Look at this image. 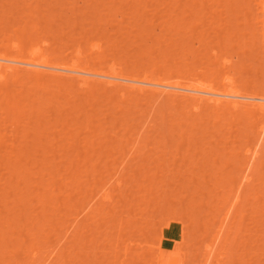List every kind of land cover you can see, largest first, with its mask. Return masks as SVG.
<instances>
[{
	"label": "rangeland",
	"instance_id": "374dc122",
	"mask_svg": "<svg viewBox=\"0 0 264 264\" xmlns=\"http://www.w3.org/2000/svg\"><path fill=\"white\" fill-rule=\"evenodd\" d=\"M262 20L264 0H0V51L259 89ZM26 82L0 69V264H264V120Z\"/></svg>",
	"mask_w": 264,
	"mask_h": 264
},
{
	"label": "bare ground",
	"instance_id": "6f19581e",
	"mask_svg": "<svg viewBox=\"0 0 264 264\" xmlns=\"http://www.w3.org/2000/svg\"><path fill=\"white\" fill-rule=\"evenodd\" d=\"M219 34H221V32ZM27 39L31 41L32 35H27ZM29 52H31L30 57L25 58L20 54H12L11 52L0 51V69L4 68V71H6L7 74L9 73L12 83L27 80V82L30 81L29 83H32L33 86H37V88L40 89L55 86L60 90H65V88L67 87H75L80 91L79 93L81 95L80 97L78 95L79 93L77 94L79 96V104L84 107H86V105L88 106L89 104L92 105L91 111H95V106L97 105V102L95 101L98 97L113 100L116 97H121L123 99V97H125L127 93L131 95H135L137 93L136 96H138L139 93V97H143V95L151 93V95L157 94L158 98L160 96H168L170 99V97L172 96L173 103L176 102L174 101L175 99L182 100L183 102L184 100L192 99L195 100L196 104L194 105L196 108H198L200 104L203 105L202 103H205L207 107L209 105L214 109L216 108L217 111L219 109H223V111H225L226 109L227 112H229L228 110H230L231 113L232 111H239L241 109V106H243L244 108H242L244 110L245 108L247 109V111L245 110L246 114L249 113V115L256 117L255 120L257 122H259L260 120H264V88L252 89L253 87H251L250 84H244L243 86H240L236 84L229 75L226 74V71L221 74H225V76H221L222 78H220L221 80L219 81V84L217 86L213 84L207 86H193L190 84H180L178 82H168L164 77H161V75L159 76V74H155L154 72L145 71L142 73L139 70L133 72H125V70L116 68L114 66H112L108 72H103L102 70L92 68L89 62H86L84 64L75 63L67 66L63 62L57 61L56 57L45 56L39 52L38 54L34 53L33 51ZM6 86L3 85L2 89L3 87L7 89ZM2 89H0V97L2 95L5 96L3 97V99L6 100L7 103H9V93H7L5 89ZM128 97H130V95ZM14 98L15 96H13V100L15 102ZM134 99L137 98L135 97ZM93 100V103H95L96 105L92 103ZM124 101H127V99ZM79 104H74V107H78ZM99 105L100 104L98 103V107L101 106ZM65 109L67 108H64L62 110ZM124 109L119 108L120 111H123ZM243 109L242 111H244ZM240 112H238V114ZM120 113L118 111L115 114H117V116L123 114ZM240 115L241 113L237 116ZM103 117H105V115ZM88 118L89 117H87V119ZM105 120L104 123H107L108 121ZM117 123L118 118L116 117L112 120L111 124L117 125ZM126 134H124V136ZM259 138L260 137L258 136L256 141ZM220 229L218 230V235L216 234L217 236H215L217 238H219V232H221ZM211 247H213V243L210 248ZM210 251H212V249H210ZM208 257L209 256H207V258Z\"/></svg>",
	"mask_w": 264,
	"mask_h": 264
}]
</instances>
